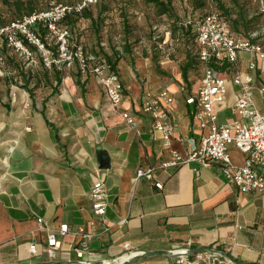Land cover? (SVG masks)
<instances>
[{
  "label": "crops",
  "instance_id": "crops-1",
  "mask_svg": "<svg viewBox=\"0 0 264 264\" xmlns=\"http://www.w3.org/2000/svg\"><path fill=\"white\" fill-rule=\"evenodd\" d=\"M73 27L83 39L84 24L75 22ZM71 40L77 41L72 32ZM90 49L84 51L94 59L109 56L115 63L124 89L117 106L107 101L99 80L76 65L75 70L52 64L30 80L17 71H0V264H113L126 243L138 255L209 249L232 264H264V191L239 192L216 163L157 169L152 179L133 181L138 168L157 166L168 157L159 137L153 138L152 117L142 111L144 94L171 93V148L186 154L190 142L207 133L194 119V106L185 102L196 94L201 76L189 90L176 63L155 51L125 57L115 49L99 48L106 55ZM251 61L254 70L248 69ZM235 70L252 76L253 101L264 113L259 91L264 87V59L239 52L236 68L224 63L216 71L225 84V93L214 104L219 123L236 117ZM123 111L133 116L131 126ZM228 152L234 165L243 164L239 150L230 146ZM97 181L106 192L102 216L93 213L89 196ZM38 218L51 229L68 226L52 258L45 252L46 231ZM79 229L92 234L81 258L75 251ZM31 243L37 247L35 255L28 252ZM126 262L184 264L164 254Z\"/></svg>",
  "mask_w": 264,
  "mask_h": 264
},
{
  "label": "built area",
  "instance_id": "built-area-1",
  "mask_svg": "<svg viewBox=\"0 0 264 264\" xmlns=\"http://www.w3.org/2000/svg\"><path fill=\"white\" fill-rule=\"evenodd\" d=\"M98 0H79L75 4H57L46 10L34 11L21 16L19 19L0 27V48L2 42L15 52L30 56L29 49L22 39L36 46L42 54L45 65H76L82 73L90 72L98 80L104 91L107 101L117 106L124 97V89L119 76L112 72L108 65L99 59H94L85 53L80 44L71 40L70 30L61 25L62 20L68 15L81 14ZM264 10V2H261ZM42 24L48 38L54 42L55 52L46 49L39 37L33 32L37 24ZM189 23V20H188ZM197 59L201 64V78L195 95L186 98L188 105L194 106V119L200 129L207 128L199 142L191 141L186 154L171 148L174 125L168 121V116L173 110L174 98L167 90L157 93H145L142 101V111L152 117L153 130L156 139L168 150V157L159 162L157 166L138 168L133 181L141 177L152 179L153 172L157 169H176L187 163L196 162L202 166L218 164L222 177L232 183L239 192L264 191V113H261L254 104L250 74L241 75L235 70L233 82L239 88L235 99L234 110L236 117L230 121L219 123L214 104L225 93V84L222 78L216 75L213 64L223 66L224 63L236 68L238 53L254 54L258 59H264V28L259 32L250 33V38L240 39L235 37L227 27L222 16L216 13L203 15L193 24ZM258 37L256 42L251 39ZM4 64V56L0 53V71ZM249 70L255 69L253 61L248 65ZM259 91L264 94V87ZM122 118L131 126L133 116L131 113L121 112ZM234 146L244 155L242 165L231 162L228 149ZM161 188L160 183H155ZM91 208L95 215L102 216L106 210V192L101 182H95L90 190ZM41 229L46 231L45 252L48 257L54 256V250L59 248V237L68 233V226L61 224L57 229H51L43 224L41 218L37 219ZM81 236L79 246L75 248L78 258L87 250V243L92 234L77 230ZM123 252L113 260V264H121L132 259L140 252L133 250L129 244H123ZM187 248L181 250L187 251ZM28 252L37 254V247L31 243ZM189 257H179L184 264H232L214 252H200ZM71 264V262H68Z\"/></svg>",
  "mask_w": 264,
  "mask_h": 264
},
{
  "label": "rangeland",
  "instance_id": "rangeland-1",
  "mask_svg": "<svg viewBox=\"0 0 264 264\" xmlns=\"http://www.w3.org/2000/svg\"><path fill=\"white\" fill-rule=\"evenodd\" d=\"M14 1L16 0H9V3L4 5L0 0V27L19 19L23 16L22 14H27L29 5L23 6L19 12L15 8ZM77 1L79 0H32L31 6L34 11H42L57 4L72 5ZM218 2H221L227 11L222 10ZM261 2L264 0H171L173 17L170 18L167 15H158L155 7L143 0H99L85 12V14H91L95 22L85 17L84 13L72 17L73 24L75 22L84 24L83 39L79 29L75 27L72 29L71 26V32L77 39L73 41L80 45L84 42V48L90 52L91 47L92 50L93 48H102L105 51L115 49V54L127 57V55L135 54L136 51L148 49L157 52L159 57H167L174 61L178 70L179 66L185 62L186 54H189L193 60V66L188 71V82L183 84L185 89L193 90L201 76V64L197 59L196 46L191 36L186 38L183 35L182 27L188 21V16L194 19L208 13H216L227 14L226 16L233 19L238 10L242 9L247 18H255L249 33L259 32L261 28H264V10H262ZM101 43L104 44L103 47ZM49 44L55 47L53 41ZM102 49H99L96 54L106 55ZM95 51L96 49L92 52ZM29 52L31 55L27 56L9 47L2 48L1 53L5 57L3 70L17 71L18 74L28 76L30 80L32 74L52 68L51 65H45L43 56L38 50L32 48ZM73 66L75 69L76 66ZM189 260L192 258L190 257Z\"/></svg>",
  "mask_w": 264,
  "mask_h": 264
},
{
  "label": "trees",
  "instance_id": "trees-1",
  "mask_svg": "<svg viewBox=\"0 0 264 264\" xmlns=\"http://www.w3.org/2000/svg\"><path fill=\"white\" fill-rule=\"evenodd\" d=\"M143 1L145 3H147V4L153 5L155 7L158 15H167L170 18L173 17V8H172V5H171V0H143ZM98 2H99V0H98ZM2 3L4 5H7L9 3V0H2ZM14 3H15L14 5H15L16 10L19 11V12H20V9L23 6H26V5H29V7L27 8V11H26L27 14H29V13L34 11L33 7L31 6L32 3H33L32 0H28L27 2H24L22 0H16V1H14ZM218 5H219V7L222 10L224 9V11H227L224 8V6H223V4L221 2H218ZM88 10H89L88 8L85 9L81 13V15L84 13L85 17H87L88 19H91L92 22H95L96 20H94V18H91L92 17L91 14H89V13L85 14V12L88 11ZM22 15H24V14H22ZM226 15L227 14H225V15L223 14V15H220V16H222V18L224 19V22L227 24L228 30L235 37L240 38V39H248V38H250L249 30L251 29L250 26L254 22V19H255L254 17L247 18L245 16V13H244V11L242 9L238 10L236 16L233 19H230ZM72 17H73V15H68L61 22V25L66 26L70 30V32H71V26L73 24ZM201 17H197V18L191 19L188 16L189 23H188V21L185 22L183 24L184 27H182L183 35H185L186 38H189V36H191V39H192L194 44H195V33H194V29H193V24L196 21H198ZM32 30L39 37V39L43 43L44 47L46 49L50 50L52 53H54L55 52V47H51L50 46L49 43H50L51 40L48 38V35H47L46 30L43 27V25L41 23L37 24L34 28H32ZM22 40L24 42V45L29 50H32V48H35V50H37L36 46L30 44L27 41V39H22ZM251 40L253 42H256L258 40V37L252 38ZM195 46H196V44H195ZM5 47H7L6 43L2 42L0 53L2 51V48H5ZM126 51H127V49H126ZM196 56H197V54H196ZM99 60L103 61L104 63H106V65L109 66V69L112 72H115L114 71V67H115L114 64L115 63L112 61L111 57L105 56L104 58H99ZM3 66H4V64H3ZM3 66H2V69L4 68ZM192 66H193V60L191 59L189 54H186L185 62L182 65L179 66V70H180V73H181V78H182L183 82H185V83L188 82V71L192 68ZM212 66H213V69L215 71H220L222 69V67H223V66L219 67V66H217L215 64H213ZM158 74H162V75L166 76V74L164 72H158Z\"/></svg>",
  "mask_w": 264,
  "mask_h": 264
},
{
  "label": "water",
  "instance_id": "water-1",
  "mask_svg": "<svg viewBox=\"0 0 264 264\" xmlns=\"http://www.w3.org/2000/svg\"><path fill=\"white\" fill-rule=\"evenodd\" d=\"M200 252H212V250H209V249H193V250H187L184 252H182V251H175V252L158 251V252H153V253L149 252V253L137 255V256H135V258L146 257V256H150L153 254H164V255L172 256V257H188V256H193V255L200 253ZM73 263L71 262V264H73ZM49 264H52V263H49ZM78 264H80V263H78ZM121 264H127V262H123Z\"/></svg>",
  "mask_w": 264,
  "mask_h": 264
}]
</instances>
